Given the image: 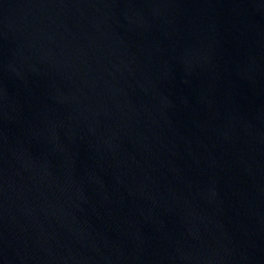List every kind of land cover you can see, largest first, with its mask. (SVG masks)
<instances>
[{"label": "water", "instance_id": "obj_1", "mask_svg": "<svg viewBox=\"0 0 264 264\" xmlns=\"http://www.w3.org/2000/svg\"><path fill=\"white\" fill-rule=\"evenodd\" d=\"M0 264H264V0H0Z\"/></svg>", "mask_w": 264, "mask_h": 264}]
</instances>
